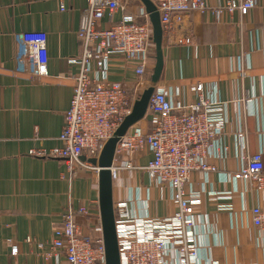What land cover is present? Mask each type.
<instances>
[{
	"label": "crops",
	"instance_id": "obj_1",
	"mask_svg": "<svg viewBox=\"0 0 264 264\" xmlns=\"http://www.w3.org/2000/svg\"><path fill=\"white\" fill-rule=\"evenodd\" d=\"M58 1L0 0V264H65L61 253L46 254L52 232L68 206L86 209L87 214L76 219L83 235H98L92 231L100 225L98 175L80 167L74 174L68 173L59 160L29 154L58 145L73 92L72 79L78 75L69 60L81 56L76 33L85 0H64L62 12ZM230 1L239 0H204V4L214 10ZM254 2L245 15L226 10L191 12L190 45L168 46L162 40V72L155 85L167 91L173 106L193 102L194 84H202L206 93L212 92L214 85V97L226 104L228 121L221 144L227 151L205 158L215 171H195L188 178V190L197 192L200 199L195 214L201 231L202 264H207L206 260L264 264V232L253 227L249 212L264 203V185L252 188L230 178L242 158L259 150L264 162V0ZM116 16L114 21L119 20V14ZM101 25L108 26L105 22ZM30 31L46 34L48 75L40 82L19 73L14 57L15 37ZM135 65L114 58L104 79L95 71L88 79L93 84L122 82L133 88ZM153 65L154 60L149 63L147 80ZM133 127L148 131V116ZM117 158L113 167L128 156ZM149 158V152L143 150L131 160L133 165L143 166ZM131 196L128 210L136 217L164 218L175 210L166 187H156L143 172L116 168L113 203ZM13 246L18 251L15 256L10 251Z\"/></svg>",
	"mask_w": 264,
	"mask_h": 264
},
{
	"label": "built area",
	"instance_id": "obj_2",
	"mask_svg": "<svg viewBox=\"0 0 264 264\" xmlns=\"http://www.w3.org/2000/svg\"><path fill=\"white\" fill-rule=\"evenodd\" d=\"M150 1L159 15L162 40L168 46L191 44L192 24L188 15L193 11L204 14L226 10L245 15L255 5L254 0H239L208 10L204 0ZM58 8L61 12L66 9L64 0L58 1ZM118 14L119 20L114 21ZM102 22L108 26L103 27ZM79 23L76 37L81 44V56L69 60L76 66L78 75L72 79L73 92L63 115L58 145L48 151L38 149L29 154L59 160L68 173L74 174L80 167L91 169L94 175H98L99 168L89 161L97 162L100 150L129 115L134 100L149 87L145 76L150 61L154 60L152 26L138 0H85ZM15 41L14 57L18 72L29 81L40 82L46 78V34L42 31L25 32L17 35ZM114 58L136 63L134 73L137 82L133 88L122 82L112 86L90 83L89 73L95 71L104 79ZM153 86L154 92L145 115L149 118L150 128L148 131L133 126L129 128L114 150V160L123 154L128 159L118 166L113 167L112 164L111 172L113 176L116 168L143 172L156 187L167 188L175 210L164 218H153L145 215L140 200L145 216L136 217L128 210V204L133 203L132 196L127 201L113 203L119 264H202L198 244L201 231L195 214L200 199L197 192L188 190V178L195 171L204 174L215 171L214 166L206 165L205 158L227 151L228 148L221 144L228 121L226 104L214 97V85L212 92L206 93L202 84H194L193 102L177 104L176 107L164 88ZM237 132L242 138V130ZM143 150L149 152L150 158L143 166L133 165L132 155ZM82 157L84 161L81 162ZM230 178L235 182H245L252 188L263 186L261 151L242 158L240 168ZM211 195L215 194L212 192ZM249 212L253 227L264 232V203L252 207ZM86 214L84 207L73 209L68 206L63 211L60 225L52 232L47 257L61 253L65 264H104L105 248L100 225L92 228L93 233L98 234L96 236L80 232L76 219ZM38 246L42 247V244ZM10 251L13 256L18 252L14 246ZM205 262L244 264L235 261Z\"/></svg>",
	"mask_w": 264,
	"mask_h": 264
},
{
	"label": "water",
	"instance_id": "obj_3",
	"mask_svg": "<svg viewBox=\"0 0 264 264\" xmlns=\"http://www.w3.org/2000/svg\"><path fill=\"white\" fill-rule=\"evenodd\" d=\"M144 6L152 26V43L154 46V65L153 73L149 80V87L145 88L140 96L134 100L132 109L119 127L113 132V136L103 145L97 160L89 161L92 165L99 168L98 171V200L100 227L103 237V247L105 248L104 264H119V250L117 248L116 232L114 231L113 200H112V173L111 167L114 160L115 147L122 137L128 132L129 128L144 119L147 112L149 99L154 92L156 84L162 72L163 53H162V29L159 15L155 6L150 0H138Z\"/></svg>",
	"mask_w": 264,
	"mask_h": 264
},
{
	"label": "rangeland",
	"instance_id": "obj_4",
	"mask_svg": "<svg viewBox=\"0 0 264 264\" xmlns=\"http://www.w3.org/2000/svg\"><path fill=\"white\" fill-rule=\"evenodd\" d=\"M134 4H136V3H134ZM153 46V45H152ZM153 48H154V46H153ZM153 53H154V51H153ZM154 55H155V53H154ZM142 93V92H141Z\"/></svg>",
	"mask_w": 264,
	"mask_h": 264
},
{
	"label": "bare ground",
	"instance_id": "obj_5",
	"mask_svg": "<svg viewBox=\"0 0 264 264\" xmlns=\"http://www.w3.org/2000/svg\"><path fill=\"white\" fill-rule=\"evenodd\" d=\"M112 173V172H111ZM112 177H113V175H112Z\"/></svg>",
	"mask_w": 264,
	"mask_h": 264
},
{
	"label": "trees",
	"instance_id": "obj_6",
	"mask_svg": "<svg viewBox=\"0 0 264 264\" xmlns=\"http://www.w3.org/2000/svg\"><path fill=\"white\" fill-rule=\"evenodd\" d=\"M155 56V55H154Z\"/></svg>",
	"mask_w": 264,
	"mask_h": 264
}]
</instances>
